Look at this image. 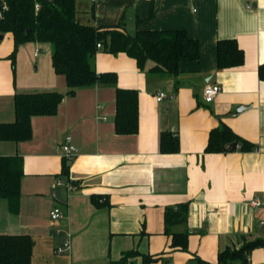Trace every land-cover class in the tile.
Masks as SVG:
<instances>
[{"label":"crops","instance_id":"obj_1","mask_svg":"<svg viewBox=\"0 0 264 264\" xmlns=\"http://www.w3.org/2000/svg\"><path fill=\"white\" fill-rule=\"evenodd\" d=\"M75 7L79 23L121 26L129 34L183 29L197 40L199 58L179 62L176 74H161L148 70L151 61L141 69L124 52L97 48L95 71H114L117 86L138 92L137 132L118 134L114 85L66 95L49 42L20 44L13 69L12 35L1 33L0 123L15 120V93L65 96L55 114L31 116L29 139L0 140V155L23 159L19 211L11 213L0 197V234L30 235L31 264H108L129 250L135 255L126 264H143V255L156 257L149 264H196L193 256L214 263L226 247L264 239V80L257 72L264 62V0H75ZM224 38L243 50L242 64L217 68L216 42ZM207 84L221 87L210 102L202 95ZM159 92L166 94L160 101ZM223 125L254 147L206 152L209 131ZM164 133H177V151H160ZM66 136L77 147L70 159L61 154ZM57 180L63 184L55 186ZM254 199L260 208L250 205ZM181 203L187 221L173 231L188 233L185 250L171 248L164 233L165 209ZM54 207L63 215L57 220L50 217ZM67 237L70 249L57 254ZM248 264H264V244L249 252Z\"/></svg>","mask_w":264,"mask_h":264},{"label":"trees","instance_id":"obj_2","mask_svg":"<svg viewBox=\"0 0 264 264\" xmlns=\"http://www.w3.org/2000/svg\"><path fill=\"white\" fill-rule=\"evenodd\" d=\"M40 7L35 9V3ZM6 8H3V5ZM155 9L150 10V16ZM0 34L11 33L13 50L9 57L14 69V55L17 47L28 41L49 42L52 46V66L56 73L65 76L68 91L73 95L77 87L98 83L115 86V131L118 134H133L138 129V92L135 88L116 85L114 71L96 72L92 58L100 42L109 53L124 52L134 58L139 68L152 65L149 71L161 74L178 72V63L199 58V44L183 29H139L127 33L121 26L95 27L76 20L75 0H0ZM243 50L233 38L216 42L217 68L224 69L243 63ZM258 76L264 80V62L257 68ZM65 94L58 91L19 92L14 95L15 120L0 123V140L21 141L31 137L32 115H52L57 111ZM240 143L244 151L254 144L235 134L229 127H214L209 131L206 152H221ZM177 133L161 134L159 149L163 153L178 150ZM66 159V158H65ZM62 173H67L66 160ZM23 176V159L19 155H0V197L7 199L11 213L19 211L20 180ZM187 221V203L168 207L164 211V233L171 236L170 247L185 250L188 233L175 232L173 226ZM34 240L28 234H0V264H31ZM264 244L263 238L245 241L240 247H226L217 254L216 262H208L197 256L196 264H248L249 252ZM135 255L129 250L117 261L108 264H126ZM156 257L143 255V264H149Z\"/></svg>","mask_w":264,"mask_h":264},{"label":"built area","instance_id":"obj_3","mask_svg":"<svg viewBox=\"0 0 264 264\" xmlns=\"http://www.w3.org/2000/svg\"><path fill=\"white\" fill-rule=\"evenodd\" d=\"M97 0H91V2H96ZM250 7V5H247ZM40 7L39 3H35V9L38 10ZM3 8H6V5H3ZM1 16V13H0ZM97 48L102 47V44L98 42L96 44ZM221 87L218 84H207L204 86L202 95L205 102H210L213 100V98L220 92ZM166 97V94L164 92H159L156 96L157 100H161ZM77 152V147L75 144L72 143V137L66 136L64 141L61 143V154L64 158L70 159L72 156H74ZM63 183L60 180H57L55 182V186H61ZM65 186L67 189H71V183H66ZM262 202L259 199H254L250 202V205L255 208H260L262 206ZM63 215L60 212V209L58 207H54L53 210L50 212V217L52 220H57L58 218H61ZM259 225L264 227V221L260 220ZM57 232H60V228H56ZM71 247V241L70 238H65L60 244H58L55 248V252L57 254H64L66 253ZM171 264V263H167Z\"/></svg>","mask_w":264,"mask_h":264},{"label":"water","instance_id":"obj_4","mask_svg":"<svg viewBox=\"0 0 264 264\" xmlns=\"http://www.w3.org/2000/svg\"><path fill=\"white\" fill-rule=\"evenodd\" d=\"M1 38H2V34H0V40H1ZM243 106H241V107H238L237 109L239 110V109H241ZM235 145H233V147H234Z\"/></svg>","mask_w":264,"mask_h":264}]
</instances>
